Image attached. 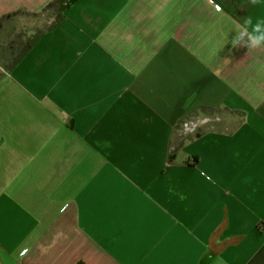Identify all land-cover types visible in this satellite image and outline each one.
Returning <instances> with one entry per match:
<instances>
[{
  "label": "crops",
  "instance_id": "0c3cea01",
  "mask_svg": "<svg viewBox=\"0 0 264 264\" xmlns=\"http://www.w3.org/2000/svg\"><path fill=\"white\" fill-rule=\"evenodd\" d=\"M54 1L0 0V264H264V2Z\"/></svg>",
  "mask_w": 264,
  "mask_h": 264
},
{
  "label": "clouds",
  "instance_id": "9594fccd",
  "mask_svg": "<svg viewBox=\"0 0 264 264\" xmlns=\"http://www.w3.org/2000/svg\"><path fill=\"white\" fill-rule=\"evenodd\" d=\"M264 0H249L253 6L260 5ZM235 36L231 40L233 48L244 47L248 51L264 48V17L247 16L242 23L234 28Z\"/></svg>",
  "mask_w": 264,
  "mask_h": 264
},
{
  "label": "trees",
  "instance_id": "16d2710c",
  "mask_svg": "<svg viewBox=\"0 0 264 264\" xmlns=\"http://www.w3.org/2000/svg\"><path fill=\"white\" fill-rule=\"evenodd\" d=\"M61 1L62 0H56V1H54V2H52V3H50L49 5H48V7L46 8V9H51V8H53L55 5H59V7H58V13H57V16H56V19H55V21L51 24V26L49 27V30H51V29H53V28H55L63 19H64V15H63V12L66 10V9H68L72 4H74V2L76 1V0H70L68 3H66V4H64V5H62V3H61ZM57 3V4H56ZM61 5V6H60ZM38 40V38H36V39H34V41L30 44V47H29V49L34 45V43L36 42ZM18 60H20V59H18ZM18 60L16 61V62H18ZM15 64H18V63H15ZM199 135H196V137H198Z\"/></svg>",
  "mask_w": 264,
  "mask_h": 264
},
{
  "label": "built area",
  "instance_id": "2783aa9c",
  "mask_svg": "<svg viewBox=\"0 0 264 264\" xmlns=\"http://www.w3.org/2000/svg\"><path fill=\"white\" fill-rule=\"evenodd\" d=\"M199 126L198 122L195 121H189L183 124V131L185 133H189V132H195L197 130Z\"/></svg>",
  "mask_w": 264,
  "mask_h": 264
}]
</instances>
